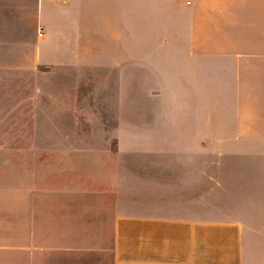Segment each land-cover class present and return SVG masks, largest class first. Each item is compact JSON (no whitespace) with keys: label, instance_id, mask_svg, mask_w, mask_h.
Returning <instances> with one entry per match:
<instances>
[{"label":"crops","instance_id":"0c3cea01","mask_svg":"<svg viewBox=\"0 0 264 264\" xmlns=\"http://www.w3.org/2000/svg\"><path fill=\"white\" fill-rule=\"evenodd\" d=\"M59 82L178 84L193 106L176 139L80 171L70 151L41 161L42 117L74 110L42 107ZM10 147L33 153L0 155V264H264V0H0ZM204 147L241 175H202Z\"/></svg>","mask_w":264,"mask_h":264},{"label":"rangeland","instance_id":"374dc122","mask_svg":"<svg viewBox=\"0 0 264 264\" xmlns=\"http://www.w3.org/2000/svg\"><path fill=\"white\" fill-rule=\"evenodd\" d=\"M182 87L183 85L169 83L134 85L43 83V108H50L51 94H54V97H57L58 108L74 110L59 112L55 117L45 115L42 117L41 140L43 145L51 143L52 147L40 148L41 161L48 162L52 152L56 157L55 161L64 163V153L70 151L73 153L74 165L81 171L82 164L103 163L107 154L101 156L102 159L98 156L107 153L106 151L117 150L120 142L140 146L147 140L176 139L177 133L172 131L171 123L177 122L179 109L193 106L192 100L179 94ZM66 91L73 94V102L66 98ZM208 100L203 93L201 101L203 122L212 108ZM210 138H212L210 133L203 132V141ZM55 142L57 146H54ZM66 143L70 148L66 147ZM137 149L144 150V148ZM32 150L17 147L3 148L0 149V155L16 165L20 153L24 151L31 153ZM129 150L130 148L124 149L122 157H126V151ZM221 150L224 149L213 148L212 153L209 149L203 148L202 175H241L240 163L233 160H230L229 164H222V172H216L218 165L214 164L210 157H216L215 151ZM227 168L231 170L230 173L226 172Z\"/></svg>","mask_w":264,"mask_h":264}]
</instances>
